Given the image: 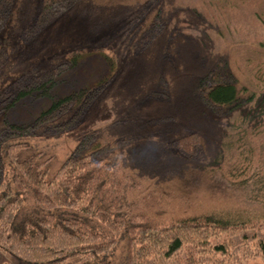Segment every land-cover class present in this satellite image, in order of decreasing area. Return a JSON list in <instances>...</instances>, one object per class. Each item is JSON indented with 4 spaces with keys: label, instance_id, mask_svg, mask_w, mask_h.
Instances as JSON below:
<instances>
[{
    "label": "trees",
    "instance_id": "16d2710c",
    "mask_svg": "<svg viewBox=\"0 0 264 264\" xmlns=\"http://www.w3.org/2000/svg\"><path fill=\"white\" fill-rule=\"evenodd\" d=\"M85 1L27 0L23 32L35 35ZM21 2L0 0V35ZM164 22L156 13L147 23V45L161 35ZM12 51L0 44V79L13 69ZM202 55L199 70L188 77V105L180 111L193 124L184 133L167 114L154 120L163 131L156 139L143 134L102 143L98 132L86 133L63 160L35 147L33 140L78 127L110 77L77 96L53 100L32 124L16 126L4 117L0 260L6 254L22 264H110L126 239V264H169L183 249L201 259L230 256L229 241L213 243L231 234L264 257V239L256 236L264 227V173L261 165L254 168L247 126L264 113V90L236 72L228 50ZM78 59L77 53L59 58L51 69L22 78L3 110L47 90ZM160 86L168 88L162 77ZM262 142L264 148V134ZM123 149L129 153L119 158ZM246 162L249 174L242 172Z\"/></svg>",
    "mask_w": 264,
    "mask_h": 264
},
{
    "label": "rangeland",
    "instance_id": "374dc122",
    "mask_svg": "<svg viewBox=\"0 0 264 264\" xmlns=\"http://www.w3.org/2000/svg\"><path fill=\"white\" fill-rule=\"evenodd\" d=\"M21 6L0 35V44L13 50V69L0 79V126L4 117L16 126L32 124L53 100L77 96L110 77L78 127L32 141L37 149L59 160L68 157L86 133L98 132L101 142L143 134L159 138L163 131L154 120L167 114L181 122V132H186L192 123L183 115L185 111L182 116L180 111L188 105V77L199 70L202 52L212 57L228 50L236 72L264 90V0H86L60 12L35 35L23 32L27 0ZM156 13L165 21L163 31L147 45L142 33ZM76 53L79 59L75 66L58 76L47 90L3 110L22 78L51 69L59 58L69 59ZM161 77L168 83L167 89L160 86ZM260 113L262 110L254 113L253 122L247 125L248 142L254 148V168L261 165L259 171L264 173V113ZM128 153L123 149L118 157ZM248 167V162L244 163L242 172L249 174ZM258 233L256 236L264 239V227ZM227 241L230 256L214 253L201 259L183 249L169 264H264L261 252L245 245L240 234L221 236L213 244ZM126 256L123 239L108 261L126 264ZM0 264L22 263L5 254Z\"/></svg>",
    "mask_w": 264,
    "mask_h": 264
}]
</instances>
